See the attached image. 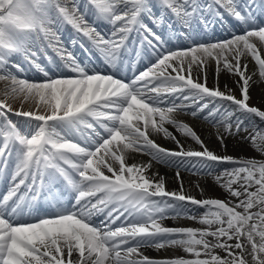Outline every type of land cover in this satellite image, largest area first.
<instances>
[{
	"label": "snow or ice",
	"instance_id": "1",
	"mask_svg": "<svg viewBox=\"0 0 264 264\" xmlns=\"http://www.w3.org/2000/svg\"><path fill=\"white\" fill-rule=\"evenodd\" d=\"M224 13L245 25L243 32L215 43L199 42L200 33ZM258 16L264 17V0H0V177L14 158L13 186L0 200V264H248L245 252L253 264H264V160L218 155L176 118L179 111L191 110V116L199 117L207 110L205 120L222 123L229 136L248 133L241 138L264 153V131L248 132L245 124L252 116L264 120V110L249 104L256 73L249 75L248 65L240 63L250 54L264 80V58L254 42L264 45V22ZM101 22L111 26L110 34L98 30ZM64 26L87 38L117 72L131 50L133 33L140 48L153 49L156 62L128 81L103 74L62 45ZM162 28L169 37L182 36L189 46L167 48L163 33L154 30ZM47 49L60 57L56 68L62 74L50 75L37 62L41 54L51 62ZM211 58L217 72L222 61L240 77L239 97L207 87L206 74L204 82L192 78L193 65L203 68ZM23 62L43 79L18 78L12 69L23 72ZM10 100L19 101V109ZM11 115L26 118L23 131ZM166 124L202 150H185ZM151 133L174 140L179 150L157 144ZM217 139L223 144L225 137L218 132ZM129 152L206 175L217 163L238 165L214 177L237 202L196 199L185 193L182 180L178 191H168L162 177L145 174L152 161L128 164ZM176 177L180 179L179 171ZM22 187L24 194L10 205ZM26 199L30 208L42 202L53 211L34 222H20L18 210ZM189 206L206 209L198 222L208 227L161 223L168 212L180 216L191 211ZM98 214H104L99 224L93 221ZM117 221L120 226L113 228ZM144 247H180L194 258L154 259L140 251ZM217 248L226 255L216 254Z\"/></svg>",
	"mask_w": 264,
	"mask_h": 264
},
{
	"label": "bare ground",
	"instance_id": "2",
	"mask_svg": "<svg viewBox=\"0 0 264 264\" xmlns=\"http://www.w3.org/2000/svg\"><path fill=\"white\" fill-rule=\"evenodd\" d=\"M257 19L261 21V17L258 16ZM148 22V21H146ZM234 28L236 30H242L245 25H243L241 22L236 21L233 24ZM240 34V33H236ZM136 34L133 33L129 37V42L135 41ZM257 43V47L259 50V54L262 58H264V45H261L258 41H254ZM133 43H131L132 45ZM135 44H133L134 46ZM132 47V46H130ZM174 48V46H172ZM174 50V49H172ZM137 51L140 52V55L137 56ZM153 49L147 52V55L141 56V51L139 50V47L135 50H130L127 52L123 57V67L118 72H112L111 67H108L106 69L107 74H113L116 75L119 79H126V77L123 75L125 73H128L130 70L134 72L131 79L134 77V75H138L140 72L145 71L148 67L151 66V64L156 62V57L152 55ZM230 62L235 63L234 60H232V57H228ZM85 63L86 61H82ZM144 62H147V65L145 68L139 70L138 66ZM241 65L247 64V73L249 75L256 73L252 76V80L250 81V87H249V104L251 106H255L261 110H264V81L261 80L258 76L259 73L257 71L258 66L254 60V58L250 54H246L244 57L240 60ZM106 64V63H105ZM120 65H118L119 68ZM130 67V68H129ZM116 70V69H115ZM13 72L17 75L18 78L23 79H30L31 72L33 70H27L24 69L23 72H16V70H13ZM175 73H173L174 75ZM187 76V72L183 73ZM205 74H206V86L209 88H216L219 87V90L224 92H231L232 94H235L237 97L240 96V84L238 81H240V77L236 74L230 73L223 67V62L221 61L220 64V71L217 72V63L214 58L208 59L206 65L203 66V68H198L196 65H193L192 68V78L194 80H199V82L205 81ZM4 87L3 82H0V90H2ZM3 97L0 96V99ZM14 109H19L20 102H12ZM177 103H180L179 100L176 101ZM205 101H202L203 103ZM219 103V101H217ZM164 106V105H162ZM25 109L29 107L28 104L24 105ZM213 107L212 104H209V108ZM224 107H228V104L225 103ZM231 110V109H230ZM191 110L187 111H179L176 113V118L183 121L184 123H187L190 127L193 128V130L197 133V135L200 136L201 140H203L204 144L208 147L210 151H213L214 153L218 155H229L236 159H249L254 158L257 160H264V153H261L258 151L251 143L250 140L242 139L241 137L246 136L247 133L242 132L240 135H232L229 136L227 133L224 132V125L221 123L217 125L215 121L209 119L205 120L203 117L207 115V110L199 116L195 118H201L202 121L199 120H192L188 117L190 115ZM223 111V109H221ZM188 114V115H187ZM12 116V115H11ZM11 116L9 117L11 119ZM221 117L217 115L216 120H220ZM14 122V121H13ZM17 126L21 128L23 131V123L22 120H17ZM15 122V123H16ZM245 124L251 125L248 129V132L254 133L255 131H264V120H262L259 117L253 116L250 117V119L245 120ZM258 126V127H256ZM165 127L169 129L170 132L176 137L177 140H179L180 144H182L185 148V150H193V151H200L201 146L196 143L191 137L181 134L175 126L166 124ZM223 131V132H222ZM209 132L210 134H206ZM221 133L224 135L225 139L223 141V144H221V141L217 139V134ZM150 138L155 140V142L159 145H161L164 148L172 149V150H179L177 147V144L174 140L170 138H166L162 133H151ZM219 141L217 143L216 141ZM80 142V141H76ZM131 156H133L131 160ZM152 161V167L149 169L145 174L149 178L153 179H159L163 178L165 183V188L168 191H178L180 189V182L183 181V187L186 194L193 195L196 199H221L226 202L231 201L233 203L237 202V198L232 197L230 193L219 183L216 182L214 179L215 176L220 175L225 169L231 170L233 167H237L238 165H233L230 163H217L213 165V170L211 175H206L204 172L196 173L195 169L189 167H180L177 169L176 166L171 164H163L159 163L155 160H152V157L147 154H140V153H134L129 152L126 154V163L132 164V163H147L148 161ZM12 161V162H11ZM193 163L195 161L193 160ZM14 168V158H10L8 162V168L6 170V176H10L11 172ZM179 171L180 173V179L178 180L176 177V172ZM158 174V175H157ZM3 177V176H2ZM0 177V179H2ZM10 186H13L11 183V180H9ZM233 187H238V185L234 184ZM255 190V188L250 189V191ZM243 199V197H241ZM191 208V211L187 212L186 214L180 215L181 218L177 220L176 225H172V227H192V228H206L207 225L201 224L198 222L199 217L204 215L206 209L205 208H196V206H189ZM238 211H242V209H237ZM257 209L253 208L252 211L255 212ZM195 216L197 219H192L191 217ZM123 219V218H122ZM217 227L216 225H213V228ZM208 239H212L209 237ZM259 238L257 237V240ZM235 241H229V243H234ZM246 243V241H245ZM170 250L165 253H159L152 256H148L150 258L154 259H163V258H174L177 256H183L185 258H194L192 255L186 253L182 248L180 247H169ZM238 251V250H237ZM249 251H250V245H249ZM214 252L216 254H219L221 257H224L226 253L222 249H215ZM244 255H248L247 252H245ZM76 256V254H73V257ZM200 258H207L205 256H201Z\"/></svg>",
	"mask_w": 264,
	"mask_h": 264
},
{
	"label": "rangeland",
	"instance_id": "3",
	"mask_svg": "<svg viewBox=\"0 0 264 264\" xmlns=\"http://www.w3.org/2000/svg\"><path fill=\"white\" fill-rule=\"evenodd\" d=\"M245 259L248 260V264H253L252 258L249 255H245Z\"/></svg>",
	"mask_w": 264,
	"mask_h": 264
}]
</instances>
